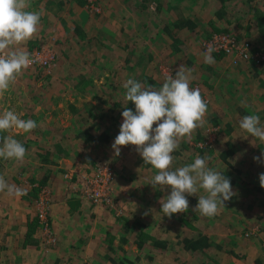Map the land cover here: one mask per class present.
<instances>
[{
    "label": "rangeland",
    "instance_id": "374dc122",
    "mask_svg": "<svg viewBox=\"0 0 264 264\" xmlns=\"http://www.w3.org/2000/svg\"><path fill=\"white\" fill-rule=\"evenodd\" d=\"M50 1L52 2L49 0L48 3ZM213 1L218 2L219 5V2L224 3L225 0ZM69 2H72L71 7L77 5L80 9L79 15H74L77 17L81 15L85 21L86 18L90 21L87 31L84 32L86 38L81 31L75 29V23L67 25L60 22L59 28L57 27L56 20L61 10L60 5L52 7L53 10L51 6L40 4V1L30 0L31 5L34 7L42 5L53 17L48 20L50 23L48 31L44 30L40 23L36 33L38 35L34 34L29 40L30 47L26 51L31 53L35 48L50 47L56 56L55 64L50 70L39 65L23 70L10 88L0 95V113L4 110H14L25 120L31 116L33 119L39 116L43 118L50 113H55V116L61 114L59 117L63 120L73 119L64 126L73 139L71 142L68 141L69 153L65 157L71 161L61 162L59 157H55L54 152L52 158L48 157L46 160L50 162L49 164L57 163L54 165L59 168L54 174L56 182L62 184L64 189L67 187L68 194L73 192L92 205L87 211L90 219L86 222L87 229L83 234V236L87 235V241L86 243L82 241L89 246V250L81 253L80 262L75 264H85V258H89L94 264H115L114 261L119 264L120 261L125 264H264V188L259 184V174L264 173V164L253 160L256 153L250 156L251 150L257 151L259 143L254 139L246 145L245 140L242 141V149L238 150L236 155L226 160L220 155L222 150L228 148L235 150V147L230 148L231 142L230 144L226 142L224 127L228 121L235 119L236 115L241 116L240 111L232 108L234 102L239 103L245 99L240 98L237 101L234 95L238 98L239 95L231 93L232 90L229 89L225 101L206 102L204 126L195 129L190 139L182 138L179 147L172 155L175 158L173 168L194 162L197 155L202 158L208 157V167L222 172L224 176L233 172L241 177V180L244 178V186L251 191L232 187L235 195L231 199L236 202L241 201L242 204L237 203L234 209H230L225 203V207H221L215 216L205 217L192 210L198 203L197 195H205L204 190L201 189L197 195L187 197L188 212L177 213L171 217L164 216L159 201L170 193V188L165 187L160 194L158 189L163 187L158 185L153 188L149 184L152 177L157 174V170L149 164H144L134 145L121 146L118 157L111 148L123 121L122 111L125 107L135 111L134 104L125 99L126 90L123 88V83L130 78L126 72L129 73L128 69L132 70V78L144 85H147L145 81L149 82L148 85H153L154 81H157L155 87H159L167 75H174L176 68L183 64L192 70L190 87L195 88L198 85L203 97L207 95L204 92L207 83H204V86L202 83L204 80L208 82L209 79L201 75L202 71L198 66L200 61H197L196 56H192L193 48L187 42L181 52L174 53L171 58L163 55L168 46L157 45L160 37L156 36L158 30H150L145 34L144 30L140 29L137 19L142 23L151 21L150 25L155 23L160 25L165 20L158 14L159 10L156 8L159 0H97L99 8L97 10L88 8L85 0H69ZM226 2L229 4L230 0ZM71 7L69 6V9ZM170 9L173 13L174 6H170ZM68 10L67 17L73 23L71 18L73 14ZM130 11L134 19L132 22L126 19ZM150 11H153V14ZM244 15L251 18L250 13L246 12ZM255 15H252V26L261 25L263 29L264 24L260 23V15ZM190 16L193 19L196 17V15ZM235 16L228 17L227 23H223V26H211L210 30H206L208 24L203 21L204 16H201V19L193 24L194 37L190 34L187 38L195 41L199 52L203 53L205 52L203 42L207 36L217 32L235 31L231 25L234 22H237V25L241 24L240 18ZM85 21L80 18L77 23ZM130 29L133 32L137 29L139 36L128 38L127 33ZM262 34L264 37V31ZM255 46L261 47L257 44ZM154 52L158 58L160 57L159 61L150 62V65L149 62L140 63ZM213 54L218 53H211L215 56ZM223 56L227 57L225 54ZM144 65L149 72L147 79L144 78L145 73L142 74L145 70L142 69ZM152 67L154 71H150ZM262 70L264 72V69ZM153 75L156 77L152 78ZM218 78H212V81H219ZM258 113L254 112L260 115ZM118 114L121 116L117 117ZM218 125L223 130L217 139L214 128L218 129ZM56 129L58 131V127ZM80 131H83V134L81 133V137L78 138L76 134ZM12 133L21 135L14 130L0 132L1 136ZM13 138L18 139L15 135ZM216 139L217 142L211 151L208 147L205 149L210 140L214 142ZM200 141L202 143L199 145L202 147L197 145ZM58 143L57 148L60 150H55L57 155L59 152L61 154L63 147L60 142ZM29 145L30 143H25V148L27 149ZM34 145L38 147V144ZM257 156L260 155L257 153ZM61 164L63 167L58 166ZM1 165L5 167L3 170ZM14 165H16L15 160L0 158V175L4 176L9 184L24 189L27 194L24 195V199L34 194V213L40 231V242L37 244L44 260L45 253L49 249L54 250L57 246V235L52 222L55 188L51 182L54 178H50L45 166L41 169L37 168L36 173L29 175L17 173ZM8 169L17 174H10ZM235 169L239 172L237 173ZM107 172L111 178L110 202H104L103 199L96 202L93 199L94 190L96 185L100 187L104 183ZM141 178L143 184L138 186L136 182ZM56 187L59 188L57 185ZM47 205L46 227L45 219H42L41 215ZM228 211L240 216V222L235 223L233 217L225 216ZM203 233L210 236L213 243L206 252L186 251L182 245L176 243L186 235L197 237ZM50 237L55 240L53 243L50 242ZM158 239L168 241L166 247L156 244ZM101 242L104 243L99 248ZM218 245L222 248L217 247ZM57 264H60V261ZM68 264L73 263L68 262Z\"/></svg>",
    "mask_w": 264,
    "mask_h": 264
},
{
    "label": "crops",
    "instance_id": "0c3cea01",
    "mask_svg": "<svg viewBox=\"0 0 264 264\" xmlns=\"http://www.w3.org/2000/svg\"><path fill=\"white\" fill-rule=\"evenodd\" d=\"M34 1H40V4H46V6H51V8L55 6L59 7L60 5L61 10L58 12L56 20L57 27L59 28L60 22H64L67 25H73L75 23V29L81 31L85 38L87 37L84 32L87 31V27L89 25L88 22L90 21H88V18H86L85 21L81 17V15L80 17L74 15H79L80 13V9L77 5H72L71 7L72 2H69V0H52V2L50 1L49 3V0ZM227 4L228 3L226 2V0L224 1V3L219 2V5L218 2L213 0H159L158 7L156 4V8H158L159 10L158 14L162 16L163 20L165 19L163 23H161L160 25L155 23V25L151 24V26L149 24L151 21H144L145 23H142L140 19H137V22L140 26V29L142 28L145 34L149 33L150 30H158L156 36L160 37L157 40V45L163 44L164 46H168L166 52H163V55L165 56L168 55L172 58L174 56V53H180L186 42L193 48L194 53L192 56H196L197 61H200L198 63V66L200 68V71H202L201 75L205 79H209L208 82L204 80L202 83L203 86L204 83H207L206 86H204V92L207 94L205 95V97H207L209 102L214 103V101H225L228 98L229 89L232 90L231 93H237L239 95L238 98L233 94L234 97H236L237 101H239L240 98L245 99L244 101H239L240 104L234 102V106L232 109L240 111L241 116L238 117L236 115V118L228 121L224 127L226 142L235 144L233 155H236L237 151L242 149V141L246 140L245 144L249 145V141L255 139L239 128V120L245 115L259 112L258 114L260 115L258 116L260 117V123L261 125H264V72L262 69L253 66L250 62L233 65L229 57L216 54H213L215 55L213 56L214 63L207 64L204 62L203 56L199 52L198 44L193 40H188L187 38L188 35H192L194 33L193 29L195 27L193 26V24H196V22L201 19V16H204L203 21L207 22L208 24V28L206 27V30H210L211 26H223V23H227L226 19L228 17L236 15L235 17L240 18L241 24L237 25V22H234L231 25V28L235 30L234 32L238 33V35L244 38L249 37L250 40H255L256 43L253 41L255 45L257 44V46H261L258 48L264 49V37L262 36L264 28L261 29V25H259L260 27L252 26V15L255 14L260 15H258L260 17V23L264 24V0H230V3L228 5ZM69 6L71 7V9H69ZM170 6H174V9H172L173 13H171ZM259 8L261 9L258 10ZM52 9L54 10V8ZM28 10L39 11L41 13V26H43L42 28H44V30L48 31V27L50 25L48 20L50 19V17H53L51 16L50 11L45 10L42 5H39L37 7L31 5ZM67 10H71L73 14V16L71 17L73 23L71 22V19L67 17V14H69L67 13ZM246 12L250 13V19L246 17V15H244V13ZM150 13L153 14V11H150ZM195 13H197L198 15ZM190 15H196V17H194L193 19ZM80 18L85 22L77 23L78 19ZM126 19H128V21L130 22L134 20L131 16V11L130 13H128V18ZM37 35L38 34H36V36ZM127 36L128 38H137L139 36V33H137V29H135V32L130 29L128 30ZM252 37L254 39H252ZM23 47L25 50L30 47L29 40L23 45ZM159 60L160 57L158 58L156 52H154L153 54H150L148 58L145 59L142 63L145 64L149 62L150 65V62L153 63L154 61ZM142 69H145L144 71H142V74L145 73L144 78L147 79V75L149 74V72L147 71L148 69L145 65ZM150 71H154L153 67ZM128 72L129 73L126 72V74H128L129 77L132 78L133 71L128 69ZM126 74L124 73V75ZM160 75L161 74H159V76ZM155 77L154 75L152 76V78ZM212 78H218L219 81H212ZM156 82L157 81H154V84L152 86L155 87L157 85ZM145 83L148 85L149 82L145 81ZM221 107L224 106L221 105ZM54 108L55 107H52V109ZM59 116H61V114H59ZM59 116H55V113H50L49 116L45 115V117L43 118L39 116L36 119H33L31 116V118L29 117V119H32L37 123V128L29 133H21V135H16L15 133L8 134L18 137L17 140L21 142L24 147L25 143H30L28 148H25L26 155L23 161H16V165H14L17 173L21 172L31 175L38 171L37 168L41 169L42 166H45L46 171L50 173V178H54L51 182L53 184V188H55V198L54 202L52 203V222L57 235V246L52 251L51 249H49L45 253L46 256L43 257L45 259H42V251L39 250L37 244L38 242H40V231L37 226V217L34 213V194H31V196H26L27 199H24V195L15 197L8 196L5 193H0V264H57L59 261L60 264H68V262L75 264L77 262H80L81 253H85V251L88 252L89 250V246L83 244V242L86 243L87 241V235L85 234L83 236V234L87 229L86 222L90 219V217L87 216V211L92 205L88 201L80 199V197L73 192L71 194H68L67 187L64 189V187H62V184L56 182L57 179L55 178L54 174L58 172L59 168L54 165H56L57 163L49 164L50 162H47L46 160V158L48 157L52 158L54 152L55 157H59L61 162L71 161L65 158L67 157V153H69V150L67 149L69 138L66 137L71 135L69 130L67 128H64V126L72 122L73 119L71 118L70 120H63ZM120 116L121 115L119 114L117 115V117ZM57 127L58 131L56 129ZM222 130L223 129L219 127V125L218 129L217 127L214 128V135L215 137H217V139L219 138L218 135H220V132ZM239 133L243 134L239 135ZM4 136L7 135L4 134ZM4 136H1L0 134V137ZM217 139L214 141L215 143L210 140L208 146H206L205 149L208 147V150L211 151L214 148ZM58 142H60V145L63 147H61V154L59 152V154L57 155L55 153V150H60V148H57V146H59ZM201 143L202 142L200 141L199 143H197V145ZM258 143L259 147L257 151H253L250 149V156L253 153H256V156L257 153L260 155L261 152L264 151V143H260L259 141ZM34 144H38V147ZM41 144L44 145L42 146ZM226 150L228 149H225L224 151ZM224 151L222 150L220 155ZM58 166L63 167L62 164ZM1 168L3 170V168L5 167L1 165ZM8 170L7 171L10 174H17L10 169ZM236 172L238 173L239 171L236 170ZM229 174L231 175L232 179L236 178V175L233 172H230L227 175ZM147 175L148 174H145V176ZM243 179L244 178H242V182ZM142 181L143 179L141 178L138 182H136L137 185L141 186L143 184ZM56 185L59 188H57ZM163 191L164 188L158 189V193L160 194H162ZM98 236L99 235H97V241H99ZM97 241L96 243H98ZM103 243L104 242H101L102 245L100 244L99 248L103 246ZM85 262V264H94L89 260V258H85Z\"/></svg>",
    "mask_w": 264,
    "mask_h": 264
},
{
    "label": "clouds",
    "instance_id": "9594fccd",
    "mask_svg": "<svg viewBox=\"0 0 264 264\" xmlns=\"http://www.w3.org/2000/svg\"><path fill=\"white\" fill-rule=\"evenodd\" d=\"M30 7V0H0V95L34 63L23 45L38 31L41 13L29 11ZM213 51L209 46L201 53L205 63H214ZM191 73V69L181 64L159 87L127 79L123 83L125 99L134 104L135 111L124 108L119 134L111 145L117 157L121 146L134 145L144 164L157 170L149 184L153 188L158 185L170 188V193L159 201L161 212L168 217L188 212L187 197L197 195L201 189L205 195H197L198 203L192 210L205 217L215 216L235 195L230 179L208 167V157L197 155L194 162L173 168L172 153L179 147V141L185 137L190 139L194 130L205 124L207 104L200 90L190 87ZM238 123L242 131L264 143V125L258 115H245ZM37 126L34 120L22 119L14 110L0 113V132L29 133ZM25 155V147L12 135L0 137V158L23 161ZM253 160L264 164V151ZM259 184L264 188V173L259 174ZM0 193L15 197L26 195L24 189L9 184L2 175Z\"/></svg>",
    "mask_w": 264,
    "mask_h": 264
},
{
    "label": "built area",
    "instance_id": "2783aa9c",
    "mask_svg": "<svg viewBox=\"0 0 264 264\" xmlns=\"http://www.w3.org/2000/svg\"><path fill=\"white\" fill-rule=\"evenodd\" d=\"M87 3V7L91 8V10H97V0H85ZM203 46L205 51L209 46L214 48L213 53H221L225 54L230 58V61L233 65H239L241 63H251L253 66L258 67L259 69H264V49L258 48L254 45L252 41L247 38H243L238 35L234 31L228 32H217L212 36L206 38L203 42ZM31 57L34 59V63L31 66L38 67L42 66L45 69L50 70L52 66L55 64V53L50 47H41L35 48L31 53ZM195 88H199V86H195ZM201 93V90H200ZM202 98L205 102H209L208 99L201 93ZM201 146V145H200ZM202 147V146H201ZM111 180L109 173H106V177L103 180L104 183L100 185H96V189L93 193L94 201H101L103 199L104 202L109 203V197L111 195V191L109 188V181ZM48 199V198H47ZM49 204V201H48ZM48 208V205L45 207L44 213L41 215L42 219H45V212ZM47 213V212H46ZM46 227L48 225L46 219L44 220ZM55 240H52L50 237V242L53 243Z\"/></svg>",
    "mask_w": 264,
    "mask_h": 264
},
{
    "label": "trees",
    "instance_id": "16d2710c",
    "mask_svg": "<svg viewBox=\"0 0 264 264\" xmlns=\"http://www.w3.org/2000/svg\"><path fill=\"white\" fill-rule=\"evenodd\" d=\"M217 55H221V53L220 54L218 53ZM222 56H223V54H222ZM82 132L83 131H80L78 134H76L77 135L76 137L80 138L81 137L80 134ZM66 138H69L70 142H71V140H73V139H71L70 136H68ZM73 138H75V137L73 136ZM84 139H86V138H84ZM234 145H235L234 143H231L229 146L231 148V147H235ZM202 152H204L203 149H202ZM233 154H234V151L232 149L228 148V150L224 151L221 155L226 160L229 157H231ZM225 177L230 179L231 186L233 188H240V189L246 190L247 192L251 191V189H249V188L244 186V184H243L242 180L240 179V177L235 176L236 178L232 179L230 174L229 175L225 174ZM225 203H226V205H228L230 207V209H234L235 205L237 203L238 204H242L241 201L236 202V201H234L232 199H230L229 201H226ZM224 215L233 217V221H235V223L236 222H240V220H241L240 216H238V215H236V214H234L233 212H230V211H228ZM179 231H181L180 228H179ZM155 243L160 245V246L166 247L165 245L168 244V241H166V240L161 241V240L158 239ZM176 243L178 245H180V246L182 245L183 249H186V251H194V250L197 251V250H200L201 252H206V250L213 245L211 237L206 235L205 233L199 234L197 237H195L193 235L192 236L186 235L182 239H178V241ZM217 247L222 248V247H220V245H218ZM113 263L119 264V263H117V261H114ZM120 264H125V263L120 261ZM182 264H184V263H182ZM259 264H262V263H259Z\"/></svg>",
    "mask_w": 264,
    "mask_h": 264
}]
</instances>
